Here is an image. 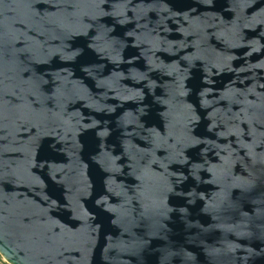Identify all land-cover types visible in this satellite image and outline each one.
<instances>
[{"label":"water","instance_id":"water-1","mask_svg":"<svg viewBox=\"0 0 264 264\" xmlns=\"http://www.w3.org/2000/svg\"><path fill=\"white\" fill-rule=\"evenodd\" d=\"M0 46L9 264H264V0H0Z\"/></svg>","mask_w":264,"mask_h":264},{"label":"snow or ice","instance_id":"snow-or-ice-1","mask_svg":"<svg viewBox=\"0 0 264 264\" xmlns=\"http://www.w3.org/2000/svg\"><path fill=\"white\" fill-rule=\"evenodd\" d=\"M3 56V47L0 46V57ZM27 74V73H26ZM27 220V218H25ZM3 221H0V229H3L4 227ZM20 227L27 229L30 227L29 223H25L20 225ZM32 242L36 248V250L39 253L40 258H46L47 255H49V249H51L54 245V240L52 237H50L47 234H33L32 237Z\"/></svg>","mask_w":264,"mask_h":264},{"label":"built area","instance_id":"built-area-1","mask_svg":"<svg viewBox=\"0 0 264 264\" xmlns=\"http://www.w3.org/2000/svg\"><path fill=\"white\" fill-rule=\"evenodd\" d=\"M0 264H9L2 256H0Z\"/></svg>","mask_w":264,"mask_h":264}]
</instances>
